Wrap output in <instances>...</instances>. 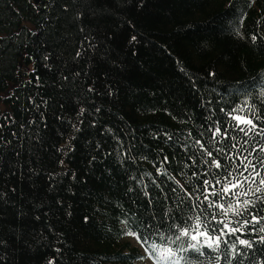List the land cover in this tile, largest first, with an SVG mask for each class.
Instances as JSON below:
<instances>
[{
	"label": "trees",
	"instance_id": "1",
	"mask_svg": "<svg viewBox=\"0 0 264 264\" xmlns=\"http://www.w3.org/2000/svg\"><path fill=\"white\" fill-rule=\"evenodd\" d=\"M260 129L264 0H0V264H264V244L231 252L264 235V199L221 217L209 200L235 201L203 184ZM197 215L250 226L194 252L176 237Z\"/></svg>",
	"mask_w": 264,
	"mask_h": 264
},
{
	"label": "snow or ice",
	"instance_id": "2",
	"mask_svg": "<svg viewBox=\"0 0 264 264\" xmlns=\"http://www.w3.org/2000/svg\"><path fill=\"white\" fill-rule=\"evenodd\" d=\"M135 40V37H132ZM255 39V37H253ZM251 111V109H248ZM233 111H240L244 112L245 108L241 107L239 109H234ZM231 115V113H229ZM234 121H236V127L239 128L241 132L244 133V136L247 137L249 133L255 134L257 130V125L254 123V119H248L241 115H235L232 117ZM243 125V127H241ZM261 133H264V129H260ZM221 133V129L219 126L216 127L215 131L212 135L218 136ZM224 135L227 136V129H225ZM234 139V137H233ZM199 143V142H198ZM247 141H245V144ZM202 146V145H201ZM203 147V146H202ZM264 152V145H261L258 149L252 148L249 150L246 147L240 149V155L236 158L240 159V164L242 167L236 166L234 163L232 167L238 173L237 176H233L231 172L221 178L213 177L215 183L210 184L209 180H204L203 184L205 185L206 194L204 196L205 200L209 199V196H219L220 199H224L225 196L231 195L232 199L235 201V206L233 203H229L228 207L225 208L224 204L221 203H213L209 200L208 208H217L220 209V216L226 217L229 212L235 214L236 216L241 215V209H248L250 207L255 206L254 200L244 199L242 203L239 200V196L247 197L249 193L255 197L256 200H262L264 198L261 197V193L264 192V176H261V170H264V157H258L255 162H253L250 157L253 155L254 152ZM244 153H247L244 155ZM209 157L212 156L211 152H207ZM242 157V158H241ZM165 160L167 158L165 157ZM212 166L219 169L221 168V163L217 159L212 160ZM259 166V167H258ZM247 173V175H244ZM257 178L259 181L257 183ZM247 185V191H244L243 186ZM255 185V187H253ZM211 188V191L208 189ZM240 189V192L237 193L235 190ZM251 225L259 224L260 227L257 230L253 227V231H259L260 233H264V216L257 217L255 215H251ZM212 220L216 221V216H212ZM217 223L223 225L221 228L218 229L219 235L211 236L208 232V225L207 223L202 224L201 217L197 215L194 218L193 223L189 227H183L179 229V235L176 237L177 240H180L183 237H187L189 239L188 248L194 252H200V249L207 246L208 248H215L219 249L221 246V241L223 240L225 244H227V235L235 234L241 229L246 226H250L248 220H244L243 222H237L238 227H230L231 221L227 223L224 220L217 221ZM244 246L245 248H253L254 243H261L264 244V235L258 236L256 241H251L248 239H240L237 237V242L232 245L231 252L233 256L242 255V253L236 252V244ZM181 251H187V249H181ZM160 258L169 261V264H181V260L183 257L177 256V253L173 252L171 248L164 249L160 253ZM237 264H240L237 261Z\"/></svg>",
	"mask_w": 264,
	"mask_h": 264
},
{
	"label": "rangeland",
	"instance_id": "3",
	"mask_svg": "<svg viewBox=\"0 0 264 264\" xmlns=\"http://www.w3.org/2000/svg\"><path fill=\"white\" fill-rule=\"evenodd\" d=\"M140 264H158L155 261H153L150 257L147 258L146 260H143L140 262ZM159 264H164V263H159Z\"/></svg>",
	"mask_w": 264,
	"mask_h": 264
},
{
	"label": "water",
	"instance_id": "4",
	"mask_svg": "<svg viewBox=\"0 0 264 264\" xmlns=\"http://www.w3.org/2000/svg\"><path fill=\"white\" fill-rule=\"evenodd\" d=\"M41 0H36V3H40Z\"/></svg>",
	"mask_w": 264,
	"mask_h": 264
},
{
	"label": "bare ground",
	"instance_id": "5",
	"mask_svg": "<svg viewBox=\"0 0 264 264\" xmlns=\"http://www.w3.org/2000/svg\"><path fill=\"white\" fill-rule=\"evenodd\" d=\"M35 2H36V0H35ZM161 262V261H160Z\"/></svg>",
	"mask_w": 264,
	"mask_h": 264
}]
</instances>
